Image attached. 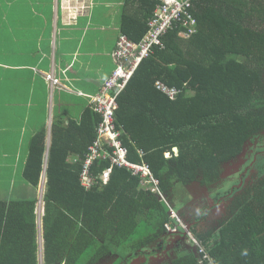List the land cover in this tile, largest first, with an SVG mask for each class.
Masks as SVG:
<instances>
[{
    "label": "trees",
    "instance_id": "obj_1",
    "mask_svg": "<svg viewBox=\"0 0 264 264\" xmlns=\"http://www.w3.org/2000/svg\"><path fill=\"white\" fill-rule=\"evenodd\" d=\"M126 4L134 9H124L121 33L140 43L160 0ZM191 10L196 33L183 37L180 32L186 28L179 25L165 36L164 47H156L141 63L120 96L116 114L131 162L141 164L139 151H144V162L167 198L177 184L199 180L213 192L221 182L222 166L241 157L264 134V0H192ZM158 82L181 90V95L171 101L158 91ZM100 122L91 110L81 125L73 122L66 128L54 122L42 200V259L37 204L46 129L31 135L22 173L29 198L0 200V264H99L110 257L117 258L115 264H131L161 253L172 220L159 197L140 189V178L128 170L114 169L105 185L100 176L111 166L103 162L94 166L96 186L87 190L82 163L70 162L74 154L85 158ZM261 148L238 185L216 193L214 205L188 224L212 264H264V170L246 185L260 164ZM223 202H228L224 220L213 230L199 232L197 225ZM131 245L134 254H129ZM193 248L172 264H198L199 247Z\"/></svg>",
    "mask_w": 264,
    "mask_h": 264
},
{
    "label": "crops",
    "instance_id": "obj_2",
    "mask_svg": "<svg viewBox=\"0 0 264 264\" xmlns=\"http://www.w3.org/2000/svg\"><path fill=\"white\" fill-rule=\"evenodd\" d=\"M126 1L0 0V112L7 126L6 138H11L13 132L19 135L23 133V139L30 138L24 168L29 155L31 135L41 128L46 129V149L40 186L42 191L46 188L54 122L62 123L66 128L73 122L74 125L83 124L89 110L95 113L90 101L83 97L98 95L115 69L112 54L117 48L120 36L126 35L121 33L124 9L129 12L134 9L126 4ZM134 7L137 9V5ZM46 75L55 76L60 86L53 87L46 81ZM80 99L86 100V103L79 104ZM99 125L100 123L96 130ZM1 152L4 153L0 158V190L6 188L8 191L5 199L0 200L28 199L29 186L22 177L18 190L15 187L16 182L11 185V179H6L5 172L9 170L11 173L13 168L12 164L6 165L5 159L8 158L7 162L11 163V155L10 151ZM175 152L178 153L179 150ZM144 157L140 156L141 164H147ZM166 157L170 158L171 154L168 153ZM82 159L80 155L74 154L70 157V162L78 164L82 163ZM149 168L152 169L150 166ZM19 171L18 169L17 174ZM154 178L159 181L155 175ZM140 189H143L141 183ZM186 189L189 192L192 187L186 186ZM161 191L162 196L155 195L168 208L172 220L168 225L182 230L183 222L179 215L188 216V208L195 198L191 196L192 200L177 212L162 188ZM173 213L176 216H173ZM187 233H190L189 228ZM38 235L40 236V230ZM181 236L183 237L182 234ZM175 237L178 242V235L166 236V243L158 256L153 259L147 256L134 262L158 264L162 259L164 263L161 264H167L165 261L171 260L173 263L179 257L194 252V246H168Z\"/></svg>",
    "mask_w": 264,
    "mask_h": 264
},
{
    "label": "built area",
    "instance_id": "obj_3",
    "mask_svg": "<svg viewBox=\"0 0 264 264\" xmlns=\"http://www.w3.org/2000/svg\"><path fill=\"white\" fill-rule=\"evenodd\" d=\"M191 9L192 0H160L155 14L148 21L149 30L144 39L140 43H136L128 36L121 35L113 53L114 60L118 64L113 75L104 83L98 95H85L89 98L95 113L101 118L96 139L85 158L82 159L81 180L87 190H92L96 186L98 178L94 176L93 168L98 162H103L109 163L111 166L100 176L105 185L110 181L114 169L128 170L133 176L140 178L143 189L162 196L160 182L154 178L152 169L145 163L135 165L130 162L129 149L122 140L125 130L117 122L118 101L141 63L155 54L156 47H164L163 39L167 34L179 25L186 28L180 32L183 37L190 38L196 33V20ZM45 79L53 87L60 86L59 80L53 75H46ZM156 88L171 101H176L182 93L181 90L170 88L162 82H158ZM139 154L141 158L145 156L143 151H139ZM173 216L176 214L173 213ZM182 227L184 230H188L185 225ZM166 228L170 234L179 232L177 228L170 225H167ZM195 242L199 247L198 264H212L205 248L197 241Z\"/></svg>",
    "mask_w": 264,
    "mask_h": 264
},
{
    "label": "rangeland",
    "instance_id": "obj_4",
    "mask_svg": "<svg viewBox=\"0 0 264 264\" xmlns=\"http://www.w3.org/2000/svg\"><path fill=\"white\" fill-rule=\"evenodd\" d=\"M83 98L86 99L87 101H89V98H87V97H83ZM84 99H82V100L80 99L79 104L86 103V100H84ZM6 127L7 126L4 123L2 113L0 112V130H4L3 132L0 131V158L3 156V153H4V152H1L2 150H6L7 152L10 151L11 163L7 162L8 158L5 159V162H6V165L12 164L13 169H12L11 173H9V170H7L5 172V175H6V179L8 177H9V179H11L10 180L12 183V184L10 183L11 185H14V182H16L15 187L18 190L19 189L18 186L22 181V179H21L22 169L24 168V162H25V157H26L25 155L27 154V151H28V145H29L30 138L23 139L24 138L23 133L19 135L15 132H13V134L10 135L11 138H6L7 137L6 136L7 133L5 132ZM256 139L257 140L255 143L250 142L249 146H247L244 154L241 157H239L238 159H235L234 162H231L227 165L222 166V173H221V177H220L221 182H219V184H218L216 190H214V192H210L205 187H202L199 183L200 180L192 183L191 185H187V186L192 187V189L189 192L186 189V186H184L182 184H177L175 186V188L173 189L172 200H170V198H168L169 202L171 201L173 203V207H174L175 211H177V212L181 211V209L187 203H189L192 200L191 196H193V198H195V201L192 200L193 203L188 208V210H189L188 216L185 217L184 214L179 215V218L181 219V222H183V225L185 224V226L188 227V224L190 222H192L193 219H195V217L201 216L207 207L213 206L214 205V196L216 193H225V192L229 191L232 188L234 182H237L236 185H238V181H239V179H241V177L243 175L242 172L247 171V168L249 167V165L252 164L253 162H255L257 151L263 150L261 147H264V134L257 137ZM4 144H5V146H4ZM1 148H3V149H1ZM257 148H259V149L255 151V149H257ZM259 159H260V164L258 166L259 168L257 167L254 172L249 174V176L246 179V185H252L253 183H255L257 181V177L259 174L258 172H261L260 170H264V154H262L259 157ZM256 160H257V158H256ZM14 163H15V165H14ZM18 169L20 171L17 174ZM20 189H21V187H20ZM7 191L8 190L6 188L0 190V199H5L4 196L6 195ZM43 192H44V189H43ZM41 193H42V190L40 188L39 189V195ZM14 198H16V196ZM227 204H228V202H223L221 205H218V207H214L213 210L208 215V219H206L203 222H200L197 225V230L199 232H206L208 230L215 229L218 226V224L222 220H224V218L226 217ZM44 215H45V205L40 204V202H39L37 204L38 230H40V226H39L40 220H42ZM190 219H192V221ZM42 227H43V225H42ZM178 231L180 232L179 234L185 233V232H186V234H184L183 237L181 235H179L178 233L170 234V235H176V236L178 235L179 239L177 242L176 237L172 238L171 239L172 241L168 243V246H169V244H174L175 246H180L183 244L186 247L196 246L195 239L191 234H188L187 231L184 229H182V230L179 229ZM167 233H169V232L167 231ZM38 243H39V247L41 244H43V236L41 237L38 235ZM158 243H159V241L156 243L157 248L159 246ZM116 245L118 247V250H121L120 245L119 244H116ZM174 245H172V246H174ZM114 247L115 246H113V248ZM117 247H116V252H117ZM127 248H131V250H132L131 252H129V254H134L133 248H135V245L127 246ZM127 248H126V251H127ZM40 257H41V248H40ZM41 259H42V257H41ZM108 259L109 260H103L99 264H115V261L117 258L110 257ZM139 263H141V262H139ZM160 263H164L162 259H161ZM165 263L172 264L171 260L169 262L165 261ZM131 264H136V262H132Z\"/></svg>",
    "mask_w": 264,
    "mask_h": 264
},
{
    "label": "water",
    "instance_id": "obj_5",
    "mask_svg": "<svg viewBox=\"0 0 264 264\" xmlns=\"http://www.w3.org/2000/svg\"><path fill=\"white\" fill-rule=\"evenodd\" d=\"M177 149H175V151H176ZM42 183H44V180L42 181ZM43 195H44V192L42 191V193H41V197H40V204H43ZM39 226H40V236L42 237V220H40V224H39ZM40 248H41V257H42V255H43V244H41L40 245Z\"/></svg>",
    "mask_w": 264,
    "mask_h": 264
},
{
    "label": "flooded vegetation",
    "instance_id": "obj_6",
    "mask_svg": "<svg viewBox=\"0 0 264 264\" xmlns=\"http://www.w3.org/2000/svg\"><path fill=\"white\" fill-rule=\"evenodd\" d=\"M159 251V250H158ZM160 254V253H159ZM150 257V256H149ZM152 259H153V257H152Z\"/></svg>",
    "mask_w": 264,
    "mask_h": 264
},
{
    "label": "bare ground",
    "instance_id": "obj_7",
    "mask_svg": "<svg viewBox=\"0 0 264 264\" xmlns=\"http://www.w3.org/2000/svg\"><path fill=\"white\" fill-rule=\"evenodd\" d=\"M40 206V205H39Z\"/></svg>",
    "mask_w": 264,
    "mask_h": 264
}]
</instances>
